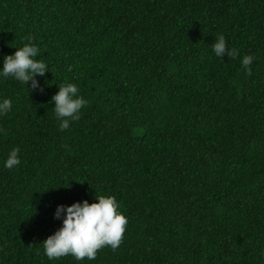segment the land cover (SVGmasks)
I'll return each instance as SVG.
<instances>
[{"label": "trees", "instance_id": "1", "mask_svg": "<svg viewBox=\"0 0 264 264\" xmlns=\"http://www.w3.org/2000/svg\"><path fill=\"white\" fill-rule=\"evenodd\" d=\"M29 37L49 71L0 79V264H264V0H0V68ZM66 83L88 103L61 131ZM100 195L120 246L49 260L57 206Z\"/></svg>", "mask_w": 264, "mask_h": 264}, {"label": "clouds", "instance_id": "2", "mask_svg": "<svg viewBox=\"0 0 264 264\" xmlns=\"http://www.w3.org/2000/svg\"><path fill=\"white\" fill-rule=\"evenodd\" d=\"M33 37L22 47L16 48L11 55L3 58V67L0 68V79L12 78L24 85L31 82V88H40L37 76H44L48 70L47 64L39 59V47L33 43ZM216 57L237 58L239 53L235 48H229L224 35H218L212 45ZM252 55L240 58L241 66L248 70L253 63ZM58 92L52 96L54 114L59 121L61 131L68 129L70 123L80 119L83 107L87 100L80 95L74 83L58 86ZM12 110L10 98L0 99V118ZM8 129L0 126V135L6 136ZM20 148L14 147L8 154L3 166L12 169L20 165ZM54 217L62 219V226L45 239L43 244L44 255L49 260H57L71 255L77 261L96 259L97 252L110 246L113 250L122 242L128 224L127 217L120 211V205L111 195L95 196V200L74 202L70 206L58 205Z\"/></svg>", "mask_w": 264, "mask_h": 264}]
</instances>
